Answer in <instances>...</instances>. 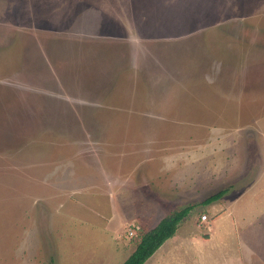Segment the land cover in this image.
<instances>
[{"label":"rangeland","instance_id":"rangeland-1","mask_svg":"<svg viewBox=\"0 0 264 264\" xmlns=\"http://www.w3.org/2000/svg\"><path fill=\"white\" fill-rule=\"evenodd\" d=\"M192 205L144 264H264V0H0V264H123Z\"/></svg>","mask_w":264,"mask_h":264},{"label":"trees","instance_id":"trees-1","mask_svg":"<svg viewBox=\"0 0 264 264\" xmlns=\"http://www.w3.org/2000/svg\"><path fill=\"white\" fill-rule=\"evenodd\" d=\"M226 193L227 190H222L209 196L204 200L203 205H210L220 200ZM195 208L196 205H192L166 215L153 229L141 235L134 251L123 264H144L166 241L175 237L180 226L192 218Z\"/></svg>","mask_w":264,"mask_h":264},{"label":"built area","instance_id":"built-area-1","mask_svg":"<svg viewBox=\"0 0 264 264\" xmlns=\"http://www.w3.org/2000/svg\"><path fill=\"white\" fill-rule=\"evenodd\" d=\"M201 219H202L203 221H205V220L208 219V217H207L206 215H203V216L201 217Z\"/></svg>","mask_w":264,"mask_h":264},{"label":"crops","instance_id":"crops-1","mask_svg":"<svg viewBox=\"0 0 264 264\" xmlns=\"http://www.w3.org/2000/svg\"><path fill=\"white\" fill-rule=\"evenodd\" d=\"M204 222V221H203ZM174 238V237H173ZM161 260V257L160 258H158V261H160Z\"/></svg>","mask_w":264,"mask_h":264}]
</instances>
